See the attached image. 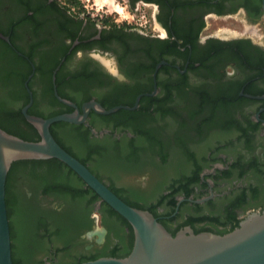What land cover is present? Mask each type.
<instances>
[{
  "label": "flooded vegetation",
  "instance_id": "flooded-vegetation-1",
  "mask_svg": "<svg viewBox=\"0 0 264 264\" xmlns=\"http://www.w3.org/2000/svg\"><path fill=\"white\" fill-rule=\"evenodd\" d=\"M127 3L130 10L148 14V19L143 14L133 25L102 16L94 19L80 12L85 6L70 0H0V114L20 113L24 118V108L36 117L55 111L66 114L74 109L60 99L81 111L88 102L102 106L115 96L133 107L140 97L136 109L129 111L136 112L140 133L136 143L130 141L134 136L123 125L127 117H115L121 125L102 119L115 113L104 116L90 111L84 123L58 122L64 124L51 125L50 133L63 146L73 139L67 133H75L93 152L114 151L124 159L132 147L137 148L135 162L145 170L141 179L163 175L147 167L167 163L172 170L168 175L175 181L184 178L185 186L175 184L180 194L166 190L154 203L161 200L158 210L162 213L174 200V213L167 218L180 213V224L202 215L240 222L248 213L262 212L261 0ZM217 21L246 28L237 34L210 32ZM7 75L26 79L15 85L7 81ZM147 136L151 141L145 140ZM39 168L34 171L38 176L30 179L24 177V169L18 171L16 192L24 193L47 218H69L70 223L67 227L60 224L64 228L59 230V239L51 235L23 240L17 246L11 240V263L73 264L82 246L90 252L105 243L107 230L100 220L103 201H95L87 222L77 226L72 222L73 208L57 196L58 183ZM204 198L208 199L203 203L194 202ZM194 229L217 233L206 222ZM56 230L49 228L51 234Z\"/></svg>",
  "mask_w": 264,
  "mask_h": 264
},
{
  "label": "trees",
  "instance_id": "trees-1",
  "mask_svg": "<svg viewBox=\"0 0 264 264\" xmlns=\"http://www.w3.org/2000/svg\"><path fill=\"white\" fill-rule=\"evenodd\" d=\"M70 1L76 3V1L73 0ZM20 79V76L12 78L11 75H7V81H14L15 85H22L26 76L23 79ZM123 104L127 105L115 96L112 101L103 102L102 107L110 109ZM127 106L131 107L132 103H129ZM60 114L62 113L57 111L47 112V115L39 114L38 117L47 119ZM118 116H122V119L127 117L126 123L123 125L125 128H128L134 136L130 141L136 143L138 140L137 137L140 134L138 133L136 112L120 110L111 116L102 117V119L108 121L107 119L110 118L113 121L117 120L115 123L118 122L120 124L119 120L115 118ZM60 124L64 123H56L54 125ZM51 128L52 126L50 129ZM0 129L25 141L36 142L39 140L38 133H17L22 130L34 129L26 122L20 113L6 116L0 114ZM67 134L73 138L72 140H69V144L65 143L67 146H63L60 139H54L67 153L77 159L84 166L91 163L89 168L86 167L99 181L102 179V175H100L99 171L109 176L112 180H119L127 174L144 173L145 171L135 162L138 156V149L135 147H132V149L129 150V153L126 154L124 159L121 153H115L114 151L110 153L105 151L101 152L100 150L93 152L85 141L79 142V140L75 138V133ZM145 140L149 142L151 141V138L147 136ZM38 166H41L39 169H42V173L46 178L53 179L58 183L59 187L57 196L64 201L65 205L73 208L74 219L72 222L75 221L77 226H83L87 222V215L92 211V204L95 201L100 200L98 195L86 186L71 169L56 159L14 162L11 165L6 178L5 203L9 220L10 240L15 243V246L18 244L21 245L23 240L33 241L37 238L49 237L51 235H54L59 239V237H61V232L59 234V230L64 228L61 227L60 224H66L67 227L70 223L69 218L62 220L57 218H47L45 214L38 212L36 208L32 207V205L26 200L24 193L20 194L16 192L15 181L18 171L24 169V177L26 179L34 178L35 176H38L34 172L38 169ZM150 167L147 168L149 171L151 169L152 173L153 171H158L163 173V175H160L159 177L151 176L148 180L147 190H141L140 188L131 185L120 187L119 189H116L115 186L111 185L108 189L128 206L150 212L173 236L182 226L187 225L193 230L194 226L200 222H206L209 228L217 230V233L214 234L218 235L229 233L238 226L239 221H230L229 219L231 226L228 228L227 223L229 221L222 222L219 216L214 215H202L200 217L197 216L196 218H189L187 221H180L181 224L179 223L180 213L175 217L167 218L174 213V200L171 204L168 203L167 207V204L164 205L167 210L160 213L158 206L161 205V200L158 201V204L152 202L149 205L147 199L150 197L156 201L158 198L160 199V194L166 190H172L174 194H180L181 191H179V188L175 189V184H178L180 188H184L185 180L184 178L178 179L177 181L173 180L170 175H168L172 170L169 165L163 161L157 165L152 164ZM174 170L175 169H173V171ZM176 172H180L178 167H176ZM48 192L50 191L48 190L44 193L49 194ZM100 220L101 224L107 230L105 243L102 246L103 249H96L88 252L84 250V245L80 249L79 258L76 259L73 264L93 261L102 257L123 258L130 253L134 240L133 230L130 224L105 202H102L100 208ZM52 226L57 228V232L55 231L51 234L49 228ZM89 226L90 224H88V227ZM193 231L195 234L210 232L203 230L198 231L195 229Z\"/></svg>",
  "mask_w": 264,
  "mask_h": 264
},
{
  "label": "water",
  "instance_id": "water-1",
  "mask_svg": "<svg viewBox=\"0 0 264 264\" xmlns=\"http://www.w3.org/2000/svg\"><path fill=\"white\" fill-rule=\"evenodd\" d=\"M261 10L264 23V0H261ZM139 99L136 98L133 107L116 106L110 109L91 101L82 105L81 111L69 101L60 99L74 111L48 119L28 115L24 108L26 122L38 132L39 140L36 142L22 140L0 129V264H12L5 203L9 169L14 162L50 159H56L71 169L133 230L132 249L126 257H102L80 264H264V210L248 213L236 228L224 235L210 232L195 234L191 228L186 227L173 236L150 212L130 207L119 199L86 166L67 153L50 133V126L58 122L84 123L90 111L106 116L119 110H134ZM207 199L194 202L203 203ZM102 233L104 235L105 231Z\"/></svg>",
  "mask_w": 264,
  "mask_h": 264
},
{
  "label": "rangeland",
  "instance_id": "rangeland-1",
  "mask_svg": "<svg viewBox=\"0 0 264 264\" xmlns=\"http://www.w3.org/2000/svg\"><path fill=\"white\" fill-rule=\"evenodd\" d=\"M61 1H68V0H61ZM76 1V3L79 6H85V8H82V10L87 14L88 17L99 19L102 17H108L112 20H117L118 23H126L133 25L135 23H139L138 19L141 15L145 14L146 18L148 19V14L140 11V13L136 10H130L128 7L127 0H73ZM246 25L244 24L240 26L237 23L234 24L232 22H226V23H219V21L216 22V24L212 25L210 27V32L212 33H219L226 32V33H241L245 30ZM91 165V163H90ZM100 175H102V179L106 182L111 183V185L115 186L116 189H119L120 187H126V186H134L138 187L141 190H147L148 186V179H141L142 174L144 173H136V174H128L123 176L119 180H112L109 176L105 175L103 172L99 171ZM152 202H154L153 198H148L147 203L150 205ZM103 249L102 246L97 248Z\"/></svg>",
  "mask_w": 264,
  "mask_h": 264
}]
</instances>
